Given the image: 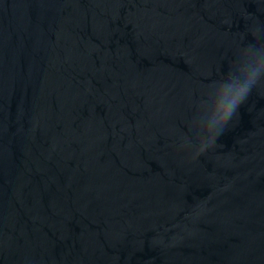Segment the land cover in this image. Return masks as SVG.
Wrapping results in <instances>:
<instances>
[{
	"label": "water",
	"instance_id": "obj_1",
	"mask_svg": "<svg viewBox=\"0 0 264 264\" xmlns=\"http://www.w3.org/2000/svg\"><path fill=\"white\" fill-rule=\"evenodd\" d=\"M264 0H0V264H264V91L190 159L193 103Z\"/></svg>",
	"mask_w": 264,
	"mask_h": 264
},
{
	"label": "clouds",
	"instance_id": "obj_2",
	"mask_svg": "<svg viewBox=\"0 0 264 264\" xmlns=\"http://www.w3.org/2000/svg\"><path fill=\"white\" fill-rule=\"evenodd\" d=\"M250 32L254 40L237 44L228 71L213 79L193 103L188 132L177 133L178 146L190 159L213 149L251 94L264 91V25L253 23Z\"/></svg>",
	"mask_w": 264,
	"mask_h": 264
}]
</instances>
